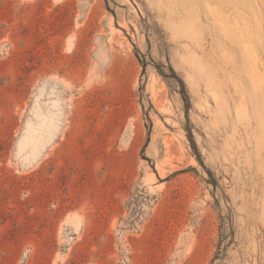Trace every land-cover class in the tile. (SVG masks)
Instances as JSON below:
<instances>
[{
  "label": "rangeland",
  "instance_id": "1",
  "mask_svg": "<svg viewBox=\"0 0 264 264\" xmlns=\"http://www.w3.org/2000/svg\"><path fill=\"white\" fill-rule=\"evenodd\" d=\"M0 264H264V0H0Z\"/></svg>",
  "mask_w": 264,
  "mask_h": 264
},
{
  "label": "trees",
  "instance_id": "2",
  "mask_svg": "<svg viewBox=\"0 0 264 264\" xmlns=\"http://www.w3.org/2000/svg\"><path fill=\"white\" fill-rule=\"evenodd\" d=\"M160 72V71H159ZM166 78H169V76L165 75L164 73H162ZM175 74V73H173ZM175 78H178L177 80L180 82L181 86L183 87L184 86V82L182 79H180L179 77H177V75H174ZM183 96H186V93H185V89H183ZM191 136V135H190ZM192 138V137H191Z\"/></svg>",
  "mask_w": 264,
  "mask_h": 264
}]
</instances>
